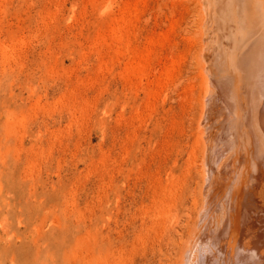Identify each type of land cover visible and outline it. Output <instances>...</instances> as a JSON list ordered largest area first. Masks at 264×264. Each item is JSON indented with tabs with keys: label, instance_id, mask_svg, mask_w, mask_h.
I'll return each mask as SVG.
<instances>
[{
	"label": "rangeland",
	"instance_id": "rangeland-1",
	"mask_svg": "<svg viewBox=\"0 0 264 264\" xmlns=\"http://www.w3.org/2000/svg\"><path fill=\"white\" fill-rule=\"evenodd\" d=\"M200 7L0 0V264H180L204 202Z\"/></svg>",
	"mask_w": 264,
	"mask_h": 264
},
{
	"label": "bare ground",
	"instance_id": "bare-ground-1",
	"mask_svg": "<svg viewBox=\"0 0 264 264\" xmlns=\"http://www.w3.org/2000/svg\"><path fill=\"white\" fill-rule=\"evenodd\" d=\"M198 1L204 202L180 264H264V247L243 238L264 227V0Z\"/></svg>",
	"mask_w": 264,
	"mask_h": 264
}]
</instances>
